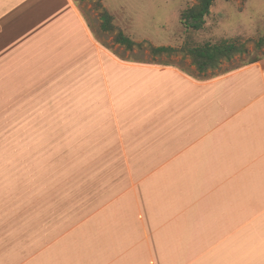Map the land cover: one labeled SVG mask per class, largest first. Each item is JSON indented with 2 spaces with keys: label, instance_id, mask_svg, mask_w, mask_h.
<instances>
[{
  "label": "crops",
  "instance_id": "crops-1",
  "mask_svg": "<svg viewBox=\"0 0 264 264\" xmlns=\"http://www.w3.org/2000/svg\"><path fill=\"white\" fill-rule=\"evenodd\" d=\"M202 74L0 0V264H264V60Z\"/></svg>",
  "mask_w": 264,
  "mask_h": 264
},
{
  "label": "rangeland",
  "instance_id": "rangeland-1",
  "mask_svg": "<svg viewBox=\"0 0 264 264\" xmlns=\"http://www.w3.org/2000/svg\"><path fill=\"white\" fill-rule=\"evenodd\" d=\"M96 38L114 54L140 62L172 65L198 74L187 50L223 40L235 43L240 52L201 76H211L264 60V0H215L201 30L186 29L181 13L195 0H77ZM108 7V8H107ZM106 9L113 17L112 32L99 27V15ZM111 11H110V10ZM136 43L132 50L114 43L117 31ZM173 47L177 51L154 55L151 48ZM57 133H62L58 131Z\"/></svg>",
  "mask_w": 264,
  "mask_h": 264
},
{
  "label": "trees",
  "instance_id": "trees-1",
  "mask_svg": "<svg viewBox=\"0 0 264 264\" xmlns=\"http://www.w3.org/2000/svg\"><path fill=\"white\" fill-rule=\"evenodd\" d=\"M96 1L99 3L101 0ZM195 1L196 3L193 6L181 13L180 21L186 29L198 31L204 27L206 17L210 14V9L215 0ZM99 18L101 20V31L112 32L114 30V26L112 25L113 17L106 9H102ZM114 43L124 47L126 50H132L133 47L136 46V43L120 30L117 31L114 37ZM176 51L175 48L168 46L151 48V52L154 55L174 53ZM186 52L191 57L196 70L199 73H203L216 67L223 60H229L233 55L240 52V49L235 43L223 40L218 44L205 43L201 47L190 48ZM253 62L255 61H252L249 64Z\"/></svg>",
  "mask_w": 264,
  "mask_h": 264
}]
</instances>
